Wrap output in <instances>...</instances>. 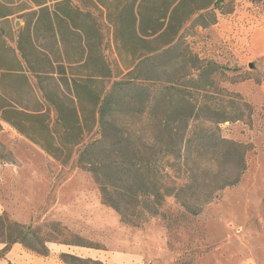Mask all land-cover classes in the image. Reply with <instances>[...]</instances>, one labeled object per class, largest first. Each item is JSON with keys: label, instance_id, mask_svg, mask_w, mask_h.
Instances as JSON below:
<instances>
[{"label": "trees", "instance_id": "1", "mask_svg": "<svg viewBox=\"0 0 264 264\" xmlns=\"http://www.w3.org/2000/svg\"><path fill=\"white\" fill-rule=\"evenodd\" d=\"M24 1L0 0V29L7 6ZM29 1L35 8L19 7L30 21L17 50L0 41L2 121L62 162L74 158L94 178L102 203L130 226L159 219L172 229L179 217L164 210L168 199L180 217H197L240 182L249 149L225 139L219 125L243 120L253 108L237 94L228 106L208 93L199 100L212 65L200 63L183 35L188 24H216L226 0ZM101 18L119 58L116 69L105 55ZM49 243L99 249L68 239L57 224L34 227L0 216V261L17 244L48 256ZM60 259L104 264L67 253Z\"/></svg>", "mask_w": 264, "mask_h": 264}, {"label": "rangeland", "instance_id": "2", "mask_svg": "<svg viewBox=\"0 0 264 264\" xmlns=\"http://www.w3.org/2000/svg\"><path fill=\"white\" fill-rule=\"evenodd\" d=\"M19 7L35 8L29 0L7 6L0 29V41L14 50L30 21ZM216 13V24L195 29L188 24L183 35L200 63L212 65L204 70L199 100L206 101L208 93L211 102L228 106L237 94L253 108L251 116L219 125L225 139L249 149L240 182L197 217H180L178 205L168 199L164 210L179 217L172 229L159 219L130 226L102 203L94 178L74 158L62 162L0 119V216L34 227L57 224L68 239L99 248L49 243L50 254L41 256L17 244L0 264H64L62 253L104 264H264V0H226ZM101 21L105 55L116 69L119 58L109 26ZM36 38L38 46H47L42 32L35 31Z\"/></svg>", "mask_w": 264, "mask_h": 264}]
</instances>
